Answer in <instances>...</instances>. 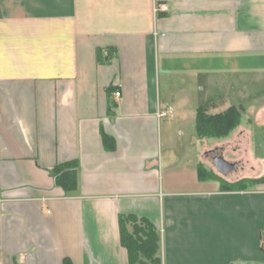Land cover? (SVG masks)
I'll return each instance as SVG.
<instances>
[{"label":"crops","instance_id":"crops-1","mask_svg":"<svg viewBox=\"0 0 264 264\" xmlns=\"http://www.w3.org/2000/svg\"><path fill=\"white\" fill-rule=\"evenodd\" d=\"M160 69L177 80L170 95ZM233 105L230 135L198 136V109ZM174 109L192 149L185 191L170 188L184 144L163 153ZM253 136L264 142V0H0V264H129L119 216L131 213L157 226L162 264H264V180L225 189L238 162L199 173L202 152ZM72 160L66 192L50 170Z\"/></svg>","mask_w":264,"mask_h":264},{"label":"trees","instance_id":"trees-1","mask_svg":"<svg viewBox=\"0 0 264 264\" xmlns=\"http://www.w3.org/2000/svg\"><path fill=\"white\" fill-rule=\"evenodd\" d=\"M97 50V59L99 62L109 63L114 57V49L108 48ZM115 102L110 103L109 112L113 113L112 108ZM243 111L237 106H231L228 109L218 113H208L204 108L198 109L196 119V130L199 137H226L235 130L241 123ZM105 141L108 136L103 133ZM201 177L216 178L215 174L207 172L208 170L200 166ZM208 173V175L206 174ZM55 178L57 185L61 186L66 192L77 188L78 162L76 160L57 164L50 170ZM264 176L260 178H241L234 182H225V189H242L249 184L253 185L263 181ZM128 225H131L129 228ZM120 242L126 248L129 264H162V258L159 255L161 247V235L157 226L148 218L140 217L136 214H121L119 216ZM263 248V246H262ZM63 264H73L72 260L65 257Z\"/></svg>","mask_w":264,"mask_h":264},{"label":"rangeland","instance_id":"rangeland-1","mask_svg":"<svg viewBox=\"0 0 264 264\" xmlns=\"http://www.w3.org/2000/svg\"><path fill=\"white\" fill-rule=\"evenodd\" d=\"M160 80H161V91L163 94L170 95L171 88L176 87L177 80H173L174 78L172 76V81L170 80V77H167L165 75V72L163 69H160ZM182 80V79H181ZM171 86H170V84ZM182 83L179 85V88L182 90ZM178 88V89H179ZM179 90L180 93L182 91ZM181 108V107H179ZM185 120L182 118V115L177 114V110L174 109V116L172 118H165L162 119L160 122L161 126V131H162V141H163V153L168 152L171 150H181L180 148V141L183 143V148L182 152L184 154L183 159L179 163H175L173 165V170L176 171L172 172L173 176H176V178H172L170 180L171 184V189L176 190V191H185L188 189L196 188V186L193 185V182L189 180L190 177V172L184 169H189L190 163H189V157L188 153H192V149L190 148L189 145L184 143V140L186 138V135H182V133H185L187 129V124L183 123ZM170 123V124H169ZM169 125L170 128L172 129V142L168 143L165 140V137L163 135V127ZM255 137L251 139V144H249V139L244 137L243 140L236 139L235 141H231L229 143L225 142L223 144H220L219 149L222 151L221 154L224 155V157L231 161V162H238L239 166L236 171H233L231 173H227L223 175L224 177L236 181L239 180V177H241L244 173L243 167H245V172L247 174H250L251 179L257 178L258 174H264V142L257 143L256 145L254 144ZM255 145V146H254ZM236 147H238V150H236ZM211 149V148H208ZM251 150V152H250ZM202 159L206 161L209 164V169H207L209 175L210 173L215 174L216 176L219 177V174L217 173L214 163L210 157H207L204 155V152H202ZM263 156V157H262ZM164 168V167H163ZM165 169H170V167H165ZM171 170V169H170ZM206 174L208 175V173ZM263 177V176H262ZM236 179V180H234ZM241 179V178H240Z\"/></svg>","mask_w":264,"mask_h":264},{"label":"water","instance_id":"water-1","mask_svg":"<svg viewBox=\"0 0 264 264\" xmlns=\"http://www.w3.org/2000/svg\"><path fill=\"white\" fill-rule=\"evenodd\" d=\"M206 154L213 159L216 170L221 174L229 172L230 170L236 167V164L230 162L225 157H223V155L218 151V149L210 150L206 152Z\"/></svg>","mask_w":264,"mask_h":264},{"label":"built area","instance_id":"built-area-1","mask_svg":"<svg viewBox=\"0 0 264 264\" xmlns=\"http://www.w3.org/2000/svg\"><path fill=\"white\" fill-rule=\"evenodd\" d=\"M168 10H169V6L166 5V4H161V5L157 6V7H155V12H157V13L160 12V11H165L166 12ZM120 94H121V92H119V91L115 92V95L117 97L120 96ZM158 115L160 117L172 116L173 115V110H172L171 107H168V108H165V109H161V110L158 111ZM262 246H263V249H264V242H263Z\"/></svg>","mask_w":264,"mask_h":264},{"label":"flooded vegetation","instance_id":"flooded-vegetation-1","mask_svg":"<svg viewBox=\"0 0 264 264\" xmlns=\"http://www.w3.org/2000/svg\"><path fill=\"white\" fill-rule=\"evenodd\" d=\"M212 159V158H211ZM212 161H213V159H212Z\"/></svg>","mask_w":264,"mask_h":264}]
</instances>
